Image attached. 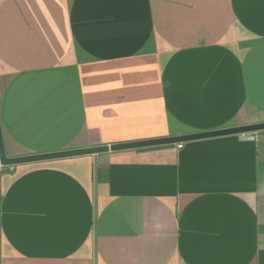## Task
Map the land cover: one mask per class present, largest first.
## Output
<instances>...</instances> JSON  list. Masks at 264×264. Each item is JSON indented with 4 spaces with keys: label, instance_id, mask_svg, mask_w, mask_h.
Here are the masks:
<instances>
[{
    "label": "crops",
    "instance_id": "1",
    "mask_svg": "<svg viewBox=\"0 0 264 264\" xmlns=\"http://www.w3.org/2000/svg\"><path fill=\"white\" fill-rule=\"evenodd\" d=\"M264 123V0H0L6 155ZM0 167V264H264V131Z\"/></svg>",
    "mask_w": 264,
    "mask_h": 264
},
{
    "label": "water",
    "instance_id": "2",
    "mask_svg": "<svg viewBox=\"0 0 264 264\" xmlns=\"http://www.w3.org/2000/svg\"><path fill=\"white\" fill-rule=\"evenodd\" d=\"M261 131H264V123L252 124V125H246V126L234 127L228 129H221L215 131L201 132V133H192L187 135L166 137L160 139L117 143L112 145L88 147L81 149H71V150H64V151L50 152V153L31 154V155H25L19 157H8L5 151L1 124H0V167L7 168L18 165H24V164H36V163L63 160V159H69L75 157L94 156L108 152H118V151L137 150V149L153 148V147H160L167 145H177L191 141L217 138L223 136L245 135V134H252Z\"/></svg>",
    "mask_w": 264,
    "mask_h": 264
},
{
    "label": "built area",
    "instance_id": "3",
    "mask_svg": "<svg viewBox=\"0 0 264 264\" xmlns=\"http://www.w3.org/2000/svg\"><path fill=\"white\" fill-rule=\"evenodd\" d=\"M242 138H245V139H251L252 136H250V134H245V135H242ZM177 149H180L182 147V144H177Z\"/></svg>",
    "mask_w": 264,
    "mask_h": 264
}]
</instances>
